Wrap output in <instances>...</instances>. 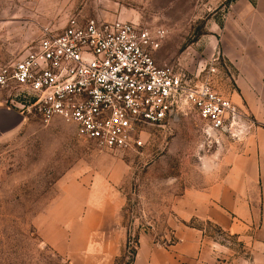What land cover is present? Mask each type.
<instances>
[{"label": "rangeland", "instance_id": "374dc122", "mask_svg": "<svg viewBox=\"0 0 264 264\" xmlns=\"http://www.w3.org/2000/svg\"><path fill=\"white\" fill-rule=\"evenodd\" d=\"M72 18L163 28L158 66L209 79L225 98L241 100L244 81L264 71V0H0V66L61 34ZM185 113L143 129L141 147L111 151L61 119L25 116L0 142V264H132L144 237L175 244L189 206L182 199L242 179L230 177L240 143H210L199 115ZM111 234L120 241L115 258L104 252Z\"/></svg>", "mask_w": 264, "mask_h": 264}, {"label": "built area", "instance_id": "2783aa9c", "mask_svg": "<svg viewBox=\"0 0 264 264\" xmlns=\"http://www.w3.org/2000/svg\"><path fill=\"white\" fill-rule=\"evenodd\" d=\"M163 28L131 22L72 18L61 34H47L22 56L0 66V92L24 116L61 119L79 139L101 150L141 147L140 133L194 110L212 144H243L252 124L209 79L177 65L158 66ZM210 67L208 78L215 75Z\"/></svg>", "mask_w": 264, "mask_h": 264}, {"label": "crops", "instance_id": "0c3cea01", "mask_svg": "<svg viewBox=\"0 0 264 264\" xmlns=\"http://www.w3.org/2000/svg\"><path fill=\"white\" fill-rule=\"evenodd\" d=\"M263 72L260 78L249 75L244 81L241 100L228 97L236 106L243 105L244 116L252 124L250 135L239 144L243 150L234 155L230 168V177L240 175L241 181L229 178L228 182L214 183L193 201L182 199V203L189 202V206L187 210L181 209L182 224L175 229V244L164 248L144 237L132 264H264ZM7 101V93L0 92V111L2 106H9ZM12 110L20 115L16 109ZM25 122H19L0 142L18 132ZM4 126L0 119L1 131ZM108 214L104 211V222ZM192 222L198 223L197 226ZM108 229L104 225V230ZM111 235L104 252L115 258L120 253L117 251L120 241Z\"/></svg>", "mask_w": 264, "mask_h": 264}, {"label": "water", "instance_id": "95a60500", "mask_svg": "<svg viewBox=\"0 0 264 264\" xmlns=\"http://www.w3.org/2000/svg\"><path fill=\"white\" fill-rule=\"evenodd\" d=\"M12 109L13 108L7 105L1 107L0 119L1 121H4L5 126L3 127V131L0 129V138L11 133L20 123L26 120V117L21 112H19L20 115H17ZM5 122L9 123V125H6Z\"/></svg>", "mask_w": 264, "mask_h": 264}]
</instances>
